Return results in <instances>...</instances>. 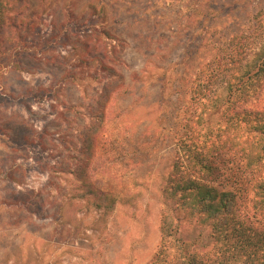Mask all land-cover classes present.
Segmentation results:
<instances>
[{
	"label": "rangeland",
	"instance_id": "rangeland-1",
	"mask_svg": "<svg viewBox=\"0 0 264 264\" xmlns=\"http://www.w3.org/2000/svg\"><path fill=\"white\" fill-rule=\"evenodd\" d=\"M10 1L0 25V264H149L168 212L179 91L211 54L205 39L247 27L264 0ZM112 83L113 114L83 172L116 194L104 214L78 171ZM183 225V237L198 234Z\"/></svg>",
	"mask_w": 264,
	"mask_h": 264
},
{
	"label": "trees",
	"instance_id": "trees-1",
	"mask_svg": "<svg viewBox=\"0 0 264 264\" xmlns=\"http://www.w3.org/2000/svg\"><path fill=\"white\" fill-rule=\"evenodd\" d=\"M11 10L10 0H0V25ZM205 42L211 54L179 91L170 114L175 147L162 188L168 212L149 264H264V11L242 30ZM101 68L116 76L112 67ZM118 85L104 86L96 111L101 119L84 136L78 171L92 206L104 214L116 194L83 172L103 143L99 124L113 114L108 107ZM185 223L198 229L194 238L183 237Z\"/></svg>",
	"mask_w": 264,
	"mask_h": 264
}]
</instances>
